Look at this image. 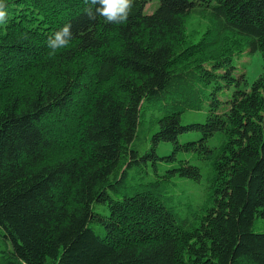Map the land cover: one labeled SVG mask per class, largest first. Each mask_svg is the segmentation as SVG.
<instances>
[{"label": "trees", "instance_id": "obj_1", "mask_svg": "<svg viewBox=\"0 0 264 264\" xmlns=\"http://www.w3.org/2000/svg\"><path fill=\"white\" fill-rule=\"evenodd\" d=\"M147 2L114 24L91 0H6L0 264H264V0ZM257 50L250 82L234 57Z\"/></svg>", "mask_w": 264, "mask_h": 264}, {"label": "rangeland", "instance_id": "obj_2", "mask_svg": "<svg viewBox=\"0 0 264 264\" xmlns=\"http://www.w3.org/2000/svg\"><path fill=\"white\" fill-rule=\"evenodd\" d=\"M159 0H148L146 4V11L151 12L158 4ZM197 17L193 19V22H190V26L193 23V26H198ZM234 62L237 64L236 70L238 71H246L249 81H253L260 73L263 71V60L260 50L254 52L243 51L240 54L235 55ZM204 117L203 113H192V111H184L182 113V122H190L192 120L202 119ZM191 133H183L181 134V138H193L197 136V133L193 136ZM167 144V145H165ZM159 151L161 153H168L170 151V144L163 143L161 144ZM192 155L187 152H181L179 156H188ZM197 160V159H196ZM198 161H201L200 159ZM207 172L204 170V176L199 181H185L177 184L176 192L182 195V199L186 200H198L201 199L208 192V179L206 177ZM256 225H260V221L256 222ZM3 235L0 232V248H5L6 243H3Z\"/></svg>", "mask_w": 264, "mask_h": 264}, {"label": "clouds", "instance_id": "obj_3", "mask_svg": "<svg viewBox=\"0 0 264 264\" xmlns=\"http://www.w3.org/2000/svg\"><path fill=\"white\" fill-rule=\"evenodd\" d=\"M91 3L95 5V9H86L89 16L99 15L106 22L120 24L128 17L132 9L133 0H91ZM8 19L9 12L6 0H0V25L6 24ZM72 38L71 22H68L48 37L47 46L49 49L55 51L68 46Z\"/></svg>", "mask_w": 264, "mask_h": 264}]
</instances>
